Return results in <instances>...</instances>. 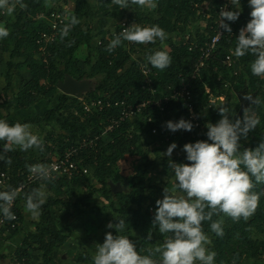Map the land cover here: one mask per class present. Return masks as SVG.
I'll list each match as a JSON object with an SVG mask.
<instances>
[{
	"label": "trees",
	"instance_id": "16d2710c",
	"mask_svg": "<svg viewBox=\"0 0 264 264\" xmlns=\"http://www.w3.org/2000/svg\"><path fill=\"white\" fill-rule=\"evenodd\" d=\"M23 3L27 7L22 9L17 5L13 21L11 25H8L9 36L0 39L4 42L3 50L9 54L7 62L9 69L5 74L4 93L9 96L13 79L12 69L19 65L31 75L19 91L18 104L22 109L30 107L40 98L48 101L58 98L55 108L48 109L42 117L27 119L24 122L31 124H38L42 121L55 122L64 133H59L57 136L52 134L51 137L48 136L47 139L42 140L43 151L36 148L28 151L14 148L13 151L8 152L5 160L10 158L11 162L6 163L4 160L3 169H0V172L7 173L9 182L7 188L0 189V191L18 188L30 172L29 166H39L41 162L48 164L54 158L64 156L74 147L78 148V151L73 160L80 163L81 167L79 172L75 171L71 176L59 174L50 180L31 184L21 192L19 201L12 208V211L19 216L21 225L16 228L3 227L0 229V235L9 233L6 235L8 239L17 236L22 230L25 211L20 201L26 202V194L34 188L41 191L45 188L48 196L41 206L36 230L27 233L23 243L18 247L17 261L13 264H29L30 260L32 264H58L56 252L68 244L72 229L68 226L65 228L58 226L53 214L55 208H72L81 214L102 210L114 220L113 224L118 223L117 220H128L127 230L120 231L119 234L128 236L136 244L137 251L141 255H147L148 250L163 243L167 235L160 234L158 228L152 226L155 213L151 212V208L156 210V201L163 198L165 186H162L160 182L152 181L150 175L153 167L159 163L158 161L162 160L166 165L170 160L166 155L163 157L159 155L160 150L165 152L167 146L178 138V147L182 151L186 143L207 140L206 125L217 123L219 121L218 109L224 106L230 109L233 97H237V93L241 90H246L247 94H256L261 103L250 106L259 117L260 123L248 134L247 139L241 138L240 150L254 149L264 140V78L251 73L250 64L255 57L250 52L240 58L234 55L236 67L233 68L223 62L230 49L235 50L236 37L241 27L246 26L250 21V14L249 12L242 13L235 22L226 20L234 35L223 38L215 55L207 62L201 75L192 78V71L198 61L200 50L198 48L190 50L189 44L184 43L185 36L191 35L189 32L185 34L184 28L190 27L192 22L209 14L211 23L209 35L200 42H194L195 39L191 35V41L198 45L210 41L215 33L212 25L217 14L219 0L218 2L217 0H156L157 7L152 10L143 9L131 3L128 8L121 9L111 0H96L94 5L90 0H75V9L72 13L60 9H47V0H23ZM242 4L243 9L249 10V0H241L240 5ZM235 7L237 6L233 5L231 10ZM131 8H134L135 12L124 17L130 25L133 23L146 24L141 26L159 25L165 30L167 33L165 41L170 40L169 48L155 47L161 43L157 40V43L147 47L150 49L148 55L157 50L167 51L171 57V65L161 71L153 68L147 59H141L126 69L135 48H127V41H124L113 52L107 51L109 42L122 31L119 21L114 31H111L109 38L107 31L103 33L96 49V60L87 59V69L79 67L76 54L79 47L86 45L91 48L90 44L94 38L90 21L98 17L100 13L107 12L105 17L99 19L100 22L106 24V17L118 16ZM53 11L67 14L65 24L73 15L77 17L79 24L75 25L68 36L61 40L60 30L64 26L62 25L56 31L55 40L46 46L45 51H42L41 48L45 45L42 35L45 32L51 33L53 29L48 18L40 14L50 15ZM104 29L105 26L102 27L103 31ZM179 35L183 38L178 43L173 39ZM144 65L151 70L150 74L154 81L151 87L156 89L155 93L149 89L150 86L144 88L146 84V76L142 69ZM68 75L79 80L91 79L95 88L84 99L66 94L57 87V84ZM183 78L190 84L193 93V104L200 119L198 126L188 119L183 102L173 101L164 111H160L155 105L148 106L142 114L122 121L119 127L107 132L105 130L110 119L119 117L120 107L112 106L103 111L92 110L91 112H87L84 108L85 101L107 97H111L114 101L126 98L133 104L147 99H158L171 95L174 88L179 89ZM207 86L211 89L210 93L206 91ZM107 90L112 91L106 93ZM222 95L226 97L224 101L219 99ZM214 98L217 100L211 103ZM4 103H0V107ZM240 108L241 105L235 109L231 119L242 117L243 112L240 113ZM181 118L194 124L191 132L185 130L171 132L166 128L167 121L176 122ZM145 134L152 142L158 143L159 147L156 149L158 158L149 159L147 151L143 150ZM90 139H95L93 146L80 148L83 142ZM4 144L5 141H0L2 152ZM148 145L149 143L146 146ZM136 152L144 156L145 164L138 168L134 175L124 177L121 173L120 161ZM53 154L56 156L53 157ZM172 161L189 163L185 152L174 157ZM83 167H87L89 172L84 173ZM163 171L167 172L165 166ZM170 171L173 172L172 169ZM92 178L96 179L101 186H96ZM87 188L90 189L89 193L81 196L80 190ZM253 191L259 194L260 200L255 213L247 221L243 218L233 221L223 214L213 216L214 221L223 220L224 235L222 237L211 231V222H203V230L211 239L209 249L216 252L214 264H249L252 260L264 258V183L256 184ZM95 194L104 196L107 204L93 205L85 209L81 204L90 200ZM255 233H260L261 237H256ZM112 234L117 235L116 229ZM149 236L151 239L148 238ZM70 246L67 256L68 259L72 258L73 264H93V255L79 252V247L76 245ZM73 249H77L78 253L75 254ZM143 249L146 253H142Z\"/></svg>",
	"mask_w": 264,
	"mask_h": 264
},
{
	"label": "clouds",
	"instance_id": "9594fccd",
	"mask_svg": "<svg viewBox=\"0 0 264 264\" xmlns=\"http://www.w3.org/2000/svg\"><path fill=\"white\" fill-rule=\"evenodd\" d=\"M121 9L129 7V3L140 7L155 9L156 0H111ZM236 10L221 9L220 28L229 34L232 28L227 21L235 22L240 16V0H230ZM19 5L27 7L23 0H0V10L12 15ZM250 21L239 30L234 55L237 58L251 53L255 59L250 64L252 75L264 78V0H249ZM60 30L61 40L68 36L70 30L79 20L75 15ZM9 29L0 24V39L9 36ZM167 33L159 25L141 26L133 23L114 36L107 45V51L113 52L122 42L136 44H155L157 40L164 43ZM153 68L163 71L171 65V57L167 51L157 50L147 56ZM250 104L259 105V97H245ZM222 117L217 123H208L207 140L186 143L183 151L189 163H176L171 160L172 143L164 153L173 170L175 185L170 190L163 189V198L156 201V211L152 221L153 228H158L166 235L163 243L149 249L147 255L137 251L136 244L126 235L119 234L124 227L123 220L118 223L109 222L108 229L115 228L117 235L106 232L103 244H96L93 264H214L216 252L209 249V236L203 230V222L209 221L210 229L217 236L224 235L223 220H213V216L230 217L233 221L251 217L258 205L260 196L253 191L256 184L264 183V140L257 147L244 148L241 151V138L260 123L259 117L246 107L242 117L230 118V110L226 106L218 109ZM166 128L171 132L185 130L191 132L194 124L183 118L178 121H167ZM0 141H5L0 160H5L8 152L19 147L21 151L39 149L43 151V141L34 134L29 123L16 122L9 124L0 119ZM210 141V142H209ZM10 163V158L5 160ZM54 170V169H53ZM29 171L43 180L52 179L51 172L43 166H29ZM254 178V181H253ZM20 188L0 191V212L5 219L15 220L11 211L14 201L20 195ZM179 193V194H178ZM45 193L33 189L26 194V209L34 217L40 215L41 206L45 203ZM151 239V236L148 237ZM159 259H155L156 255Z\"/></svg>",
	"mask_w": 264,
	"mask_h": 264
},
{
	"label": "rangeland",
	"instance_id": "374dc122",
	"mask_svg": "<svg viewBox=\"0 0 264 264\" xmlns=\"http://www.w3.org/2000/svg\"><path fill=\"white\" fill-rule=\"evenodd\" d=\"M90 2L94 5L96 3V0H90ZM47 9H60L65 10L69 13H72L75 9V0H47ZM112 9V8H111ZM143 9H147V7H143ZM152 10V9H149ZM135 9L131 8L128 9L123 14H120L118 16H108L107 23L103 24V22H100V18L105 17L107 12H102L99 14L98 17H94L90 22L92 24V33L94 35V38L91 41V48L87 47L86 45H82L79 47L77 51V63L79 67L82 69H87V59L92 58L93 60H96L97 55V46L99 45L103 33L107 31V37H110L111 31H114L113 29L118 25V22L126 17L129 16L131 13H134ZM14 13L12 15H8L5 10H0V24H3L8 28V25H11L13 21ZM89 22V23H90ZM196 23H193L190 25V27L184 28V33H191L193 35L194 42H200L202 39L206 38L209 35V32L211 30V23L208 17H201L199 21H194ZM198 23V24H197ZM140 24V23H138ZM144 24V23H143ZM140 24V25H143ZM146 25V24H144ZM183 25V24H182ZM105 26L104 31L102 30V27ZM9 29V28H8ZM106 37V38H107ZM108 40V39H107ZM174 41L178 42L179 39H173ZM169 39L167 41H164L163 44H157L158 46L155 47H166L169 48ZM103 43V42H102ZM157 43V42H156ZM179 43V42H178ZM136 43H130L127 42V48L133 49L135 48L133 55L131 59L128 61L126 65V69L130 68L131 65L135 61H140L141 59H147V55L150 53L147 47L150 46V44H142V45H135ZM4 42L2 40L0 41V103H4L7 101V103H4L3 106L0 107V119L6 120L9 124H14L16 122L25 123L24 121L27 119H34L37 117H42L45 112L48 109L55 108L58 104V98L48 101L45 98H40L34 102L30 107L22 109L19 104V91L22 88V86L31 78L30 73L28 71L23 70L22 67L19 65L15 66L12 69L13 79H12V85L9 90V96H6L4 93V87L6 85L5 80V74L8 71V60H9V54L8 52H5L3 50ZM132 46V47H131ZM158 49V48H155ZM40 55V54H39ZM41 56V55H40ZM143 67V66H142ZM99 78V77H98ZM88 81L92 82L90 88L88 90L83 91V97L79 99H84L85 96L88 95L94 88V82L91 79H87ZM113 90V89H112ZM112 90H107L112 91ZM240 105L237 101V97H233V100L231 101V108L230 110V118H232V115L235 111V109ZM216 107H220V105H216ZM222 117L219 115V120ZM31 130L34 134L38 135V137L41 140L47 139L48 136L51 137L53 134L54 136H57L59 133H64L55 122H39L38 124H31ZM143 150L148 154L149 159H155L158 158V153L156 152V149H158L159 145L157 142H152L150 138H147V134L144 136L143 140ZM177 144V148L173 150L171 159L173 160L174 157L182 155L184 151L180 150L178 147L179 138L173 141ZM172 142V143H173ZM147 143H149L148 146ZM171 143V144H172ZM169 145L167 146V148ZM14 148H19L15 147ZM166 148V151H167ZM165 151V152H166ZM163 150L159 151V155L162 157L164 156ZM0 153L2 151L0 150ZM53 157L56 155H52ZM157 165L153 167L152 174L150 175L151 180L155 182H160L162 186L168 187L170 190L175 185V177L174 173L171 172V168L169 167V163H164L162 160L158 161ZM3 163L4 160H0V169H3ZM145 164V158L140 153H135L134 155H127L124 160L120 161L121 166V173L124 175V177H130L134 175L136 170L138 168L143 167ZM167 168V172H164L163 169ZM91 175V173H90ZM94 184L96 186H101L99 182L96 181V179L92 178ZM92 182V183H93ZM90 189H82L80 190L81 196L87 195L89 193ZM45 193L44 199L48 196V191L44 188L42 190ZM179 194V193H178ZM21 205H24V211H25V220L23 221V226L21 227V232L13 237L12 239H8L6 235H9V233H4L0 235V264H13L17 261V250L18 247L23 243L25 236L30 231L36 230L37 225V219H40V216L34 217L31 213H29L26 209V202L21 200ZM107 204V200L104 198V196L100 194H95L93 197L85 201V203L81 204L85 209L91 208L93 205H99L104 206ZM155 209L151 208V212L155 213ZM53 214L55 216V219L58 222V226L60 228L70 227L72 229V235L68 241V244L64 247H62L60 250L56 252V259L58 264H73L72 258L68 259L67 253L69 249L71 248L70 245H76L79 247V252H86L90 255H95L96 252V244H103L105 239L106 232L113 233L115 231V228L108 229L106 225L109 222H114V220L109 218V214L102 210H98L96 212H90L87 214H81L80 212L73 210L72 208H55L53 211ZM129 224L128 220L124 221V227L121 230V232H125L127 230V225ZM256 237H261L260 233H255ZM210 239V238H209ZM211 241V239H210ZM211 244V243H210ZM208 245V247L210 246ZM155 245H153L154 247ZM74 253H78L76 251L77 249H73ZM142 253H146V250L143 249ZM34 254H37V252H34ZM155 259H159V255L154 257ZM68 259V260H67ZM32 264V260H30V263ZM249 264H264V258L261 260H252Z\"/></svg>",
	"mask_w": 264,
	"mask_h": 264
},
{
	"label": "built area",
	"instance_id": "2783aa9c",
	"mask_svg": "<svg viewBox=\"0 0 264 264\" xmlns=\"http://www.w3.org/2000/svg\"><path fill=\"white\" fill-rule=\"evenodd\" d=\"M241 1V0H240ZM233 5L230 4V0H219V5L217 9V14L215 16L214 23L212 25V28L214 30V35L212 36L210 41L205 42L203 45H198L191 41V35L188 34L185 36L184 43L189 44V49L192 50L194 48H198L200 50V55L198 58V61L194 65L193 71H192V78H197L201 75L203 69L207 66V62L213 58V56L216 53V49L220 42L223 40L224 37L233 36L234 32L232 31L231 34H229L225 29L220 28V11L221 9L225 10H231ZM40 16L48 18L49 22L52 24L53 31L51 33L45 32L42 35V41L45 43V45L41 48L42 51L46 50V46L49 43H52L56 36H57V29L60 28L62 25H65V22L67 20V14H63L61 11H53L50 13V15H45V13H41ZM226 23V19L224 21ZM122 30L124 27L130 26L129 21L124 18L121 21ZM245 27V26H244ZM242 28V27H241ZM223 62L228 67H236V59L234 58V49L231 48L229 53L224 58ZM143 73L146 76L144 85V88L147 86H150L149 89H152V93L156 92V89L152 88L153 79L151 77V70L147 66H143ZM207 92H211L210 87H206ZM171 95L163 96L158 99H147L143 100L141 102H138L136 104H133L129 102L126 98L119 99V100H113L111 97H107L106 99L100 98L97 100H91V101H85L84 102V108L87 112H91L92 110L97 111H103L105 108L112 107V106H119L121 109V113L118 118H111L109 121V124L107 125V128L105 132L111 131L116 129L120 126L122 121L126 119H133L137 115L142 114L143 111L151 105H155L159 108L160 111H164L167 106L173 102L176 101L177 103L183 102L186 106V114L188 116V119L193 121L195 125L200 124L199 115L196 111L195 105L193 104V93L190 89V84L185 80V78L182 79V83L179 87V89L174 88L171 91ZM212 97V93H211ZM213 98V97H212ZM225 96L222 95L219 99L222 101L225 100ZM217 100V98H214L211 100V103H214ZM151 119V118H150ZM153 132H157V130H153ZM95 144V139H90L88 141H85L81 144L80 148H83L85 146H93ZM78 148H72L70 151H68L64 156L59 158H54L51 162L48 164L40 163L39 166L46 167L50 170L51 176L56 177L59 174H67L68 176H71L75 171H80V163H77L73 160L75 153H77ZM36 166V165H35ZM54 169V170H53ZM83 172L88 173L89 169L87 167H83ZM44 181L41 179L37 174L29 172L26 176V179L24 182H22L18 188L21 189V192L26 189L29 185L34 184L36 182ZM9 182V176L5 171L0 172V189L7 188ZM20 192V194H21ZM20 199V195L17 197V199L14 201L12 208L17 204V202ZM11 208V211H12ZM13 212V211H12ZM14 213V212H13ZM16 219L15 220H8L5 219L3 216V213L0 212V229L3 227H11L16 228L17 226L21 225L19 216L14 213Z\"/></svg>",
	"mask_w": 264,
	"mask_h": 264
},
{
	"label": "water",
	"instance_id": "95a60500",
	"mask_svg": "<svg viewBox=\"0 0 264 264\" xmlns=\"http://www.w3.org/2000/svg\"><path fill=\"white\" fill-rule=\"evenodd\" d=\"M91 84L92 82L88 81L87 79L79 80L71 75H68L64 80L59 81L57 87L66 94L82 98L83 91L88 90ZM237 95L241 103L240 113L243 112L244 108L250 107L252 105L248 100L245 99V97H256V94H247L246 90L239 91ZM116 188L115 190H117Z\"/></svg>",
	"mask_w": 264,
	"mask_h": 264
},
{
	"label": "crops",
	"instance_id": "0c3cea01",
	"mask_svg": "<svg viewBox=\"0 0 264 264\" xmlns=\"http://www.w3.org/2000/svg\"><path fill=\"white\" fill-rule=\"evenodd\" d=\"M212 1V0H211ZM209 2V1H208ZM217 2H218V0H217ZM236 8L237 7H235L234 8V10H236ZM247 12H249V14H250V12H251V8L249 7V10H246L245 8L243 9V4L242 5H240V13L242 14V13H247ZM241 14H240V16H241ZM209 14H205V17H208L209 18ZM200 20V19H199ZM199 20H197V21H199ZM193 23H196V22H192V24ZM198 24V23H197ZM182 38H183V36L181 37V35H179V36H175V40L176 39H179V41L180 40H182ZM237 101L240 103V100H239V97L237 96ZM240 105H241V103H240ZM38 220V219H37Z\"/></svg>",
	"mask_w": 264,
	"mask_h": 264
}]
</instances>
